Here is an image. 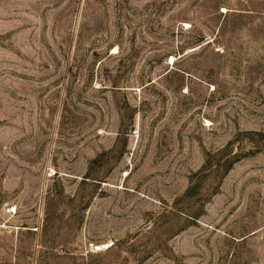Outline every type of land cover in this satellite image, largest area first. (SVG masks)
<instances>
[{
    "label": "rangeland",
    "instance_id": "obj_1",
    "mask_svg": "<svg viewBox=\"0 0 264 264\" xmlns=\"http://www.w3.org/2000/svg\"><path fill=\"white\" fill-rule=\"evenodd\" d=\"M0 264H264V0H0Z\"/></svg>",
    "mask_w": 264,
    "mask_h": 264
}]
</instances>
